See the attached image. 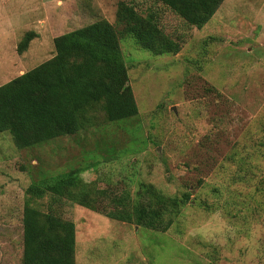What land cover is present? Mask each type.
<instances>
[{
  "label": "rangeland",
  "instance_id": "rangeland-1",
  "mask_svg": "<svg viewBox=\"0 0 264 264\" xmlns=\"http://www.w3.org/2000/svg\"><path fill=\"white\" fill-rule=\"evenodd\" d=\"M133 15H151L177 50L141 48L126 32ZM98 20L115 33L136 113L107 121L97 109L79 131L25 148L0 132V264H21L26 186L69 170L93 206L120 190L137 201L140 183L188 194L164 231L45 194L37 208L74 224V264H264V0H222L198 28L157 0H0V84Z\"/></svg>",
  "mask_w": 264,
  "mask_h": 264
},
{
  "label": "trees",
  "instance_id": "trees-1",
  "mask_svg": "<svg viewBox=\"0 0 264 264\" xmlns=\"http://www.w3.org/2000/svg\"><path fill=\"white\" fill-rule=\"evenodd\" d=\"M157 1L198 28L222 0ZM131 14V9L126 8L124 16ZM133 16L134 22L126 32L141 48L153 53L177 50V43L160 35L151 15ZM34 35L33 31L25 32L17 52L24 50ZM52 48L50 57L0 84V132L6 131L15 147H30L73 134L89 122L97 109L107 121L135 115L126 68L109 24L98 20L60 33L52 38ZM74 171L61 173L51 182L45 178L32 180L26 186L21 212V264H74L73 222L62 219L48 204L46 211L36 206V200L47 193L69 196L77 205L109 219L157 231L168 228L188 198L185 192L167 195L151 183H140L134 203L129 202L127 192L120 190L118 195H107L102 205L93 206L85 194L69 189L76 184Z\"/></svg>",
  "mask_w": 264,
  "mask_h": 264
}]
</instances>
